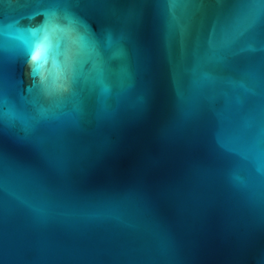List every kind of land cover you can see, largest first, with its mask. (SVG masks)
Here are the masks:
<instances>
[{
	"label": "water",
	"instance_id": "obj_1",
	"mask_svg": "<svg viewBox=\"0 0 264 264\" xmlns=\"http://www.w3.org/2000/svg\"><path fill=\"white\" fill-rule=\"evenodd\" d=\"M29 2L0 0V19L27 16L36 7L22 5ZM76 11L93 28L118 30L140 78L122 94L118 88L103 120L90 113L73 124L76 102L68 100L59 122L27 135L31 114L21 108L35 95L27 91L31 66L9 25L0 38V100L12 120L7 166L0 165V264H264V21L218 49L232 81L185 92L177 115L173 82L186 79L196 51L185 50L181 25L192 20L198 30L220 10L195 0L171 10L167 0H87ZM42 20L32 13L22 23ZM246 27L241 18L233 32ZM49 40L53 49L74 47L76 33ZM249 45L257 51L232 60ZM43 71H59L52 51ZM218 123L238 133L242 160L218 155ZM130 190L139 194L128 197Z\"/></svg>",
	"mask_w": 264,
	"mask_h": 264
},
{
	"label": "snow or ice",
	"instance_id": "obj_2",
	"mask_svg": "<svg viewBox=\"0 0 264 264\" xmlns=\"http://www.w3.org/2000/svg\"><path fill=\"white\" fill-rule=\"evenodd\" d=\"M87 0H30L22 4L27 7L36 5L27 16L22 15L13 20L19 29L18 37L22 60L25 65H30L27 76L29 95L35 94L32 99L21 108V112L31 114V123L26 129V134L31 135L37 128L51 126L62 119V108L66 101L75 100L74 111L71 114L73 124L79 125L90 113H98L101 120L110 113L117 99V90L121 94L127 89L136 86L140 73L134 70L128 61V53L123 36H117V29L111 25L97 26L94 28L76 9L84 5ZM193 0H167L168 8L174 9L183 5L187 7ZM209 2L220 11L206 17L199 22L198 30L194 22L189 20L181 25L180 39L185 50L194 46L195 55L190 58L189 71L186 79L173 82V111L180 114V102L185 92L190 91L194 96L205 87H215L222 80L231 82L233 76L224 75L227 67L226 58L218 55L221 47H231L235 39L244 36L246 32L264 21V0H195L199 8L204 9ZM43 16V20L36 25H24V19ZM247 24L241 31L233 32V26L240 19ZM10 24H5L0 19V38L7 37ZM81 25H86V30L81 31ZM26 31L39 32L42 38L26 42L23 33ZM76 33L74 47L53 49L49 40L52 33ZM53 52L54 63L59 71L53 77L45 74L43 64L47 61L49 52ZM257 49L249 45L234 54L232 60L243 62L246 56L256 52ZM144 56L147 61L148 54ZM56 57H62L57 60ZM87 66V67H86ZM90 66V67H89ZM87 68L85 74L82 70ZM5 69L0 68V76ZM39 76V80L35 77ZM12 124L9 113L5 110L3 100H0V165L7 166L8 152L6 149L7 133ZM238 133H228L219 123L214 130V141L217 152L225 163H235L244 158V150L237 143ZM6 183V177H0V190ZM139 193L130 190L126 195L133 197ZM23 200L24 195L20 193ZM27 202V201H25ZM37 211H44L38 208Z\"/></svg>",
	"mask_w": 264,
	"mask_h": 264
}]
</instances>
